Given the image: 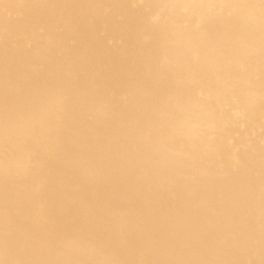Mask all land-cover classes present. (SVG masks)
I'll list each match as a JSON object with an SVG mask.
<instances>
[{
	"label": "bare ground",
	"instance_id": "bare-ground-1",
	"mask_svg": "<svg viewBox=\"0 0 264 264\" xmlns=\"http://www.w3.org/2000/svg\"><path fill=\"white\" fill-rule=\"evenodd\" d=\"M0 264H264V0H0Z\"/></svg>",
	"mask_w": 264,
	"mask_h": 264
}]
</instances>
